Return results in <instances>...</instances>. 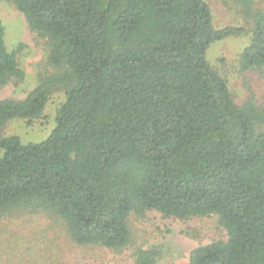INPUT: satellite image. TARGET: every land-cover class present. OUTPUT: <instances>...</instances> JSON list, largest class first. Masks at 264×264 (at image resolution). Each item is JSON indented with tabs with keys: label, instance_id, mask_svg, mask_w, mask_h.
Masks as SVG:
<instances>
[{
	"label": "trees",
	"instance_id": "trees-1",
	"mask_svg": "<svg viewBox=\"0 0 264 264\" xmlns=\"http://www.w3.org/2000/svg\"><path fill=\"white\" fill-rule=\"evenodd\" d=\"M3 1L47 54L25 97L0 100V224L36 219L75 246L117 250L133 241L132 215L217 216L227 238L195 248L188 264H264L263 0H222L238 19L222 28L208 0ZM245 34L227 67L240 103L208 52ZM25 75L0 19V91ZM59 93L47 139L6 133L14 120L45 119ZM158 257L138 250L135 262Z\"/></svg>",
	"mask_w": 264,
	"mask_h": 264
},
{
	"label": "rangeland",
	"instance_id": "rangeland-1",
	"mask_svg": "<svg viewBox=\"0 0 264 264\" xmlns=\"http://www.w3.org/2000/svg\"><path fill=\"white\" fill-rule=\"evenodd\" d=\"M214 9V22L217 28L238 24L237 6L222 0H208ZM264 3V0H263ZM0 19L5 27V42L10 51H17L19 61L25 71V79L7 85L0 91V100L4 98H23L36 84L38 63L47 54L43 41L29 30L24 15L8 2H0ZM249 34L230 37L214 43L208 52L210 63L218 68H236L242 50L248 45ZM231 91L238 102L245 99V90L241 81L229 71ZM264 92L263 86L260 89ZM63 99L56 94L49 102L45 119L28 124L24 120H14L6 128L7 134H15L24 142H42L55 128V115ZM133 241L127 248L110 250L101 246H75L65 235L56 232L51 224L26 218L15 221H2L0 224V264H136L138 250L156 249L159 257L155 264H188L190 253L197 247L207 245L214 240L226 239L227 233L220 226L217 216L194 217L189 220L166 218L150 211L144 218L131 216ZM30 239V240H29ZM22 240L29 248L33 244L36 253L23 254ZM11 244L8 246V244ZM12 247V249H11ZM48 250V255H45ZM3 253H6L3 255ZM21 255V257H20Z\"/></svg>",
	"mask_w": 264,
	"mask_h": 264
}]
</instances>
